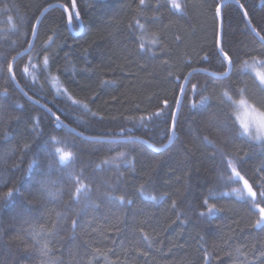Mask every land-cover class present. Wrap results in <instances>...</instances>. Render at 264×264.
<instances>
[{
  "label": "trees",
  "instance_id": "trees-1",
  "mask_svg": "<svg viewBox=\"0 0 264 264\" xmlns=\"http://www.w3.org/2000/svg\"><path fill=\"white\" fill-rule=\"evenodd\" d=\"M179 2L183 9L177 12L168 0H146L145 15L158 17L149 29L159 34L160 44L145 51L138 47V33L129 27L139 0H105L103 8L97 0H77L82 20L75 29L59 6L70 5V0H0V68L4 69L0 74V154L7 156L0 163V193L13 186L28 189L26 200L15 195L0 208V264H205V251L209 264H264V227L255 226L258 213L219 178L224 167L222 150L234 158L258 191L264 184V146L232 135L229 127L235 117H227L217 100L220 89L227 86L247 88L250 100L264 104V92L252 76L239 71L243 60L251 63L253 56L264 58V42L243 16L247 10L252 26L264 35V0H240L243 9L235 0ZM218 3L223 4L222 28L215 16ZM49 5L33 39L31 26ZM49 36L53 38L47 49L51 72L60 76L73 96L88 103L95 116L82 115L64 97L56 96L46 83V72L39 73L35 85L21 74L29 54L40 53L42 59ZM217 38L234 61L229 78L222 80L211 75L226 66ZM29 41L30 53L25 52ZM16 53L23 54L14 64L18 84L6 72L7 60ZM192 69L205 71L189 77L177 136L171 142L166 139L170 120L154 117L141 125L128 119L154 113L165 99L169 101L165 113L174 109L176 76L183 82ZM193 83L210 98L208 106L196 111L189 109L192 100H199L191 94ZM44 104L75 133L57 128ZM36 116L43 130L39 137L30 119ZM122 128L141 139L121 142L118 150L127 152L130 163H122L117 170L101 164L115 155L109 149L116 145L90 138L119 135ZM80 132L83 137L76 135ZM51 135L74 142L77 152V160L68 168L40 154L44 175L38 178L53 182L54 190L62 192L59 199L41 194L35 181L34 187L25 183L38 146ZM206 135L215 147L204 140ZM27 143L32 145L29 150L24 149ZM81 170L92 190L87 199L76 203L69 196L73 187L69 173ZM141 185L147 188L143 194ZM210 190L215 198L209 202L220 211L207 219L199 213L206 210L203 201ZM121 195L126 197L124 202L119 200ZM149 195L158 199L144 198ZM35 232L53 234L34 239ZM44 240L49 241L47 255L40 252Z\"/></svg>",
  "mask_w": 264,
  "mask_h": 264
},
{
  "label": "snow or ice",
  "instance_id": "snow-or-ice-1",
  "mask_svg": "<svg viewBox=\"0 0 264 264\" xmlns=\"http://www.w3.org/2000/svg\"><path fill=\"white\" fill-rule=\"evenodd\" d=\"M100 3L101 8L105 7V0H97ZM236 4L239 5L241 9L244 8V5L240 3V0H235ZM168 3L171 5V8L177 12L182 11L183 5L179 2V0H168ZM63 12L66 14L67 24L73 29L78 27V23L82 20L81 13L78 10L77 0H70L69 4L61 3L59 5ZM51 7V5H49ZM149 7L146 4V0H139V6L137 8V15L133 17L132 22L129 27L133 29L134 33H138L135 35V39L138 41V47L141 50H152L156 46L160 44L159 34L153 31H150L149 25L158 17L149 18L145 15L144 10ZM157 11L160 7L157 4ZM223 4H217L215 7V16L221 20V28L223 21L222 14ZM71 9V10H70ZM7 11V9H4ZM46 11V9H45ZM243 16L246 20L247 26L252 27V31L255 32L256 36L259 37L261 42H264V35H261L259 31L256 30L255 27L252 26V21L248 19V12L244 10ZM9 23L11 24L13 29L17 28V24L13 23V17H8ZM39 23V18H37L36 23L31 26V35L33 39L36 36V26ZM53 38L51 36L48 37V40L45 41L44 44V52L42 55V59H40V53H37L35 56L29 54L27 61L23 64L21 74L28 78L30 82L35 85L39 83V73L46 72V83L50 85L55 90L56 96L64 97L66 102H70V105L73 106L78 112L82 115L91 114L95 116L96 113L91 112L88 103L77 99L73 94L68 90V88L61 81L60 76L56 73L51 72L50 70V56L48 54V47H50ZM216 44L218 46L219 54L222 57V63H225V70L222 72H214L211 73L216 79H227L230 76V73L234 67V61L232 56L228 51L224 49V47L220 46V39L217 38ZM33 49V45L31 41L28 42V48L25 49V52H31ZM22 53H16L10 59L7 60L6 63V72L8 79L14 83H19L17 81L16 72L14 70V64L17 60L18 56H22ZM204 59H208L207 54ZM251 63L249 60H243L241 62V67L239 69L241 74L250 75L257 83V86L264 92V58L251 57ZM4 71L3 68H0V74ZM197 71H205L203 69H192L188 72L187 75L183 77V82L181 81L180 76H176V80L178 82L177 89L178 94L175 98V108L171 109L167 114L165 110L169 108V101L167 99L161 101L162 107L158 108L154 113L148 115H141L137 117H129L133 122H139L143 125L146 121H151L155 118H164L165 121L170 120V124L168 126V132L170 135L166 136V139L171 142L176 136L178 132V123H179V113L182 107V100L187 94L186 86L189 84V77L192 76L194 72ZM103 83H109L107 81ZM41 89H43V85H40ZM247 88L240 89H232L230 87H222L219 91V95L217 96V100L219 105L221 106V110L224 114L231 118L235 117L234 120L231 121V126L229 127V131L232 135L238 137L247 138L250 141L260 142L262 146H264V104L258 105L256 102L250 100L247 95ZM3 94H8V89H3ZM191 94L193 97L199 96V100H192L189 104V109L192 111H196L199 109H203L209 105V96L205 95L203 91H198V84H191ZM24 95L28 97L29 100H32V96H28L27 92H24ZM36 104H39V100L33 101ZM20 107H23L22 105ZM47 113L50 114V117L54 120L55 126L57 128L68 129L69 133H75V129H72L69 124H66L62 119L61 115H58L52 108L48 107L47 104L42 105ZM243 110L244 117L241 118L239 115V110ZM82 118V117H79ZM15 119L19 120L20 117H15ZM33 127V133L39 137L43 135V130L40 128L41 118L39 116L30 117ZM238 125V126H237ZM131 129H121L120 134L117 135L113 133L111 136H97L90 138L93 142L96 143H107L114 144L116 148H111L109 151L115 152V155H111L104 160L101 161L102 165L115 166L118 170L122 163H130L128 160V154L126 151L118 150L121 142H134L135 140L141 139L140 137H133L128 135ZM77 136L83 137V132L76 133ZM204 140L215 147V142L210 140L206 135L204 136ZM146 142V141H145ZM227 139L225 143H227ZM32 145L27 143L24 145L25 150L31 149ZM76 145L74 142H70L66 137H60L56 135H51L49 138L44 141L43 144L38 146L37 156L31 161L28 165L27 174L29 179L25 181L26 184L35 186V184H39L41 194L47 196L50 199H59L62 196V192L59 190H54L53 182L39 179L38 177H42L44 175L41 170V160L40 154H44L45 158H55L56 163H58L62 168L71 167L72 164L77 160V152L75 151ZM223 169L220 171L219 178L225 181L227 187H230L232 193H235L237 197L249 203L251 210L258 213V217L255 220L256 227H264V184L259 186V190H254L253 184L249 182V179L242 174L239 170L237 163L234 161V158L231 157L228 153L221 150ZM7 160V156L5 154H0V163H5ZM19 167V165H16ZM49 167H51V161L49 160ZM70 179L72 181V190L69 193L70 199L76 203H80L82 200L87 199L91 193V185L86 182V177H84L83 170L79 173L73 171L69 173ZM35 181V184L33 183ZM232 185H239L233 187ZM139 191L141 194L147 191L145 185H141ZM26 192L28 189L25 188L21 190V188H17L15 186L9 187L6 192L0 193V208H3L9 204L12 198L15 195L23 197L25 200L27 199ZM145 199L156 200L158 197L156 195L145 196ZM214 195L212 191H209V196L204 199L203 204L206 208L205 211H201L199 213L200 217H204L207 219H211L217 212L220 211L217 208L215 203H210V199H214ZM126 199L125 196L121 195L119 200L124 202ZM130 202V201H129ZM31 203V201H28ZM23 210V204L21 205ZM172 207H176V201H172ZM73 227L76 225V221H72ZM53 233L48 232H35L33 238L36 239L40 236H48ZM144 239L147 240V234L144 235ZM37 243L40 241L37 239ZM49 249V241L44 240L43 244L40 247V252L42 255H47ZM99 250L97 249V252ZM239 251V249H237ZM264 256V253L261 254ZM231 256V253H229ZM205 264H209L210 256L205 251L204 254Z\"/></svg>",
  "mask_w": 264,
  "mask_h": 264
},
{
  "label": "rangeland",
  "instance_id": "rangeland-1",
  "mask_svg": "<svg viewBox=\"0 0 264 264\" xmlns=\"http://www.w3.org/2000/svg\"><path fill=\"white\" fill-rule=\"evenodd\" d=\"M239 115H240V117L243 119V118H245L244 117V112H243V110L241 109V110H239Z\"/></svg>",
  "mask_w": 264,
  "mask_h": 264
},
{
  "label": "water",
  "instance_id": "water-1",
  "mask_svg": "<svg viewBox=\"0 0 264 264\" xmlns=\"http://www.w3.org/2000/svg\"><path fill=\"white\" fill-rule=\"evenodd\" d=\"M49 8H50V7L46 8V11H47ZM46 11L44 10L43 13L40 15V17H39V21L41 20V18L43 17L42 15H44ZM37 26H38V24H37ZM37 26H36V27H37Z\"/></svg>",
  "mask_w": 264,
  "mask_h": 264
}]
</instances>
